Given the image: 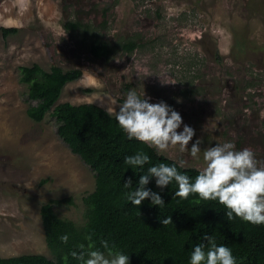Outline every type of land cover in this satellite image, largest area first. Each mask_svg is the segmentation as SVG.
<instances>
[{
	"label": "rangeland",
	"instance_id": "obj_1",
	"mask_svg": "<svg viewBox=\"0 0 264 264\" xmlns=\"http://www.w3.org/2000/svg\"><path fill=\"white\" fill-rule=\"evenodd\" d=\"M0 27L19 29L0 31V257L52 258L42 205L69 199L55 211L82 228L96 186L56 119L27 115L22 66L83 71L57 104L92 103L114 115L110 101L135 88L181 114L195 130L189 148L231 141L264 161V0H0ZM97 39L113 49L108 59L91 53ZM202 152L200 160L172 147L162 155L202 171Z\"/></svg>",
	"mask_w": 264,
	"mask_h": 264
},
{
	"label": "trees",
	"instance_id": "obj_2",
	"mask_svg": "<svg viewBox=\"0 0 264 264\" xmlns=\"http://www.w3.org/2000/svg\"><path fill=\"white\" fill-rule=\"evenodd\" d=\"M68 25V24H67ZM76 28L78 25H70ZM5 37L18 33V28L0 27ZM136 44L126 45L130 52ZM91 53L108 59L113 49L107 42L95 40ZM21 81L28 85L30 102L27 115L40 123L50 113L58 123V135L74 154L90 166L95 174V190L85 198L87 207L86 223L79 228L70 219L61 218L55 211V204L71 202L69 199L50 200L41 207V218L47 246L52 254H27L9 258L0 257V264H81L71 256L72 251L80 252V245L87 247L92 236L96 248L100 241L108 240L117 249L130 256V264H188L189 253L195 245L208 244L205 235L213 236L215 242L231 248L236 264H264V224L253 225L239 218L229 221L225 208L217 202L188 199H174L176 186L170 184L161 191L151 180L148 188L159 192L165 205L160 208L145 200L134 206L127 199L124 183L129 178L133 187L143 172L133 171L125 164L124 158L137 151L149 155L150 165L176 164L178 170L195 178L200 170L180 165L157 154L154 148L129 140L118 127L115 115H109L99 105L85 103L57 104L64 87L83 76L81 69L65 71L54 66L50 71L40 65L20 67ZM171 216L172 223L164 225L162 219ZM68 235L64 242L61 237Z\"/></svg>",
	"mask_w": 264,
	"mask_h": 264
},
{
	"label": "clouds",
	"instance_id": "obj_3",
	"mask_svg": "<svg viewBox=\"0 0 264 264\" xmlns=\"http://www.w3.org/2000/svg\"><path fill=\"white\" fill-rule=\"evenodd\" d=\"M164 83V81H163ZM118 106L115 108V120L118 127L129 140H137L151 148L157 154L166 152L170 147L177 148L194 160L201 159V139H197L189 148L195 130L183 124L181 114L165 101L151 103L150 98L139 93L135 88L125 93L122 102L110 101ZM105 111L111 115L112 107ZM183 124L182 131H178ZM203 170L193 179L178 170L176 164L158 163L147 167L150 157L143 151H137L124 158L125 164L136 172L140 169L143 174L138 184L133 187L131 178L124 183L125 189H132L126 193L127 199L134 206H140L143 201L150 200L153 206L162 208L165 202L159 192L148 188L151 180L163 191L170 184L176 186L174 199H188L190 196L200 201H213L225 208L227 219L231 222L237 218L253 225L264 224V161L256 158L251 148L236 149L231 141L216 143L206 147L202 152ZM185 161H179L183 167ZM168 225L172 223L171 216L161 220ZM67 242L69 237H61ZM87 247L81 244L80 252L72 251L71 256L81 264H130L129 254L110 245L108 240H101L100 248H96L92 236L86 238ZM208 244L195 245L189 253L188 264H236L230 247L217 244L213 236L205 235Z\"/></svg>",
	"mask_w": 264,
	"mask_h": 264
}]
</instances>
